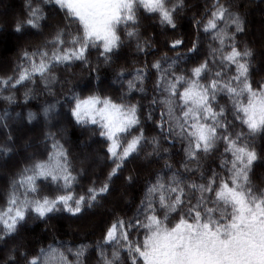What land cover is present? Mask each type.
I'll return each mask as SVG.
<instances>
[{
	"label": "snow or ice",
	"instance_id": "obj_1",
	"mask_svg": "<svg viewBox=\"0 0 264 264\" xmlns=\"http://www.w3.org/2000/svg\"><path fill=\"white\" fill-rule=\"evenodd\" d=\"M187 7V0H23L11 25L18 54L11 73L0 75V93H8L0 99L17 104L15 90L31 84L25 105L38 95L51 102L15 117L20 131L43 119L45 148L11 171L0 205V264H89L92 253L96 264H264V180H253L264 169V76H255L264 72V51L238 38L249 20L237 0L206 3L191 18L192 37L179 30ZM51 15L59 16L55 24ZM129 56L144 60L129 64ZM77 64L88 71L80 91L70 79ZM101 67L118 95L101 88ZM58 106L81 135L102 138V155L84 154L78 166L63 129L51 131ZM10 118L5 108L4 168L17 155ZM149 124L156 134L148 135ZM96 163L102 172L82 184ZM130 188L140 192L131 216L119 207ZM101 207L94 243L54 238L30 250L17 239L30 221L54 232L53 219Z\"/></svg>",
	"mask_w": 264,
	"mask_h": 264
},
{
	"label": "trees",
	"instance_id": "obj_2",
	"mask_svg": "<svg viewBox=\"0 0 264 264\" xmlns=\"http://www.w3.org/2000/svg\"><path fill=\"white\" fill-rule=\"evenodd\" d=\"M18 1V2H17ZM206 3H211V0H187L188 7L181 13V16L184 17L181 21V27L180 31L189 33L190 37L194 36L195 33L191 31V18L193 14H195L199 18V14L203 11ZM237 3L240 4V10L248 12V20H249V26H248V32L246 35L242 37H238L239 39L247 41L258 53V55L261 53L260 48H264V0H237ZM23 4V0H10L8 7H6L5 12L1 15L0 20V32H3L2 29L7 26L8 31L1 33L0 35H3V40L0 41V75L4 74H10L11 70L15 63V58L18 54L17 49V43L18 38L16 35L12 33V21L15 16H17L21 11V6ZM245 6L247 8L245 9ZM59 19L58 15H51L49 17V22L51 24H55L56 21ZM147 23V22H146ZM5 29V28H4ZM153 31L151 27L148 29V33L150 34ZM155 31L159 32L160 29L157 28ZM40 37H32L31 40L33 43H36L40 40ZM210 43V38L204 37L203 38V44L205 49L207 48L208 44ZM161 51H167V49L161 47ZM160 53H156L155 55L158 56ZM171 55V53H169ZM96 55L97 53L93 51L90 55V59H92L93 63H96ZM153 57H149L151 60ZM129 64L132 60H139L143 61L144 57H136V56H129L128 57ZM123 62V61H121ZM131 66H137V65H131ZM72 72L74 73L73 76L70 77L72 80V83L79 84L80 86L77 87L75 90L80 91V89L84 86V83H87L88 81V71L87 69H82L80 65H76ZM255 76L259 78L260 76H264V72L256 73ZM154 79V76H153ZM110 80H111V74L109 71H107L104 67H101V81L100 86L101 88L105 89L109 94L112 95H118V88L110 86ZM93 83H96L95 79L92 80ZM151 81L148 82L149 90H151ZM25 87L31 88L32 85L28 84ZM25 87H19L17 90H15V96L18 100L17 104L9 105L7 102L0 99V114L3 113L4 109L7 108L11 114V117L8 120L9 125L12 128L14 138L16 140V151H17V157L10 162L9 166L7 168L0 167V171H3L4 169V176L1 179L0 178V205L4 202V197L7 192L8 188V182L10 179L11 171L15 166V161L23 159L27 154L25 150H22L20 148V141H23L26 139V136L33 142V145L36 143H39L38 145H35L32 147L29 154L37 151L38 154L40 152H43L45 148L44 144V137L42 135L43 131L45 130L44 121L41 118L38 122H34L32 126L25 127L22 131L18 134V129L15 125V117L17 113H26L29 109L32 111H38V106L42 105L45 102H51L50 98H47L44 95H38L36 99L31 100L27 105L23 103V93L25 91ZM59 86H57V91H59ZM64 91H67V87L64 88ZM8 95V93H0V96ZM63 95V93H61ZM59 98V97H58ZM137 97H133V99H136ZM221 103H225V100H221ZM60 111V116L57 117L55 120H53L51 131L57 132L60 129H63V139L61 140L62 143H65V147L71 148L73 155H75L77 159V164L79 166L78 161L82 159V156L80 155V141L84 140L86 143L89 140L88 133L85 132L83 135H81V130L77 127H74L73 122L71 121V118L67 112L66 106H58ZM18 120V119H16ZM26 123V122H25ZM20 124V123H19ZM148 135H154L156 134L155 129L151 127L149 124L148 126ZM6 138V131L4 129H0V143H3V141ZM58 139L60 136L57 137ZM102 138H99L98 136L93 137L90 141L91 144V150H88L89 152H94L96 155L101 154V149L103 148V144L100 142ZM51 141H48V144L50 145ZM167 147L168 145H164ZM177 148H179V145H177ZM46 154V153H45ZM178 159V157H177ZM218 163V161H217ZM97 165H100L99 163H96ZM85 167L88 165L85 164ZM96 166V165H95ZM215 166V165H213ZM152 167H159V165H153ZM97 170V171H95ZM103 170L102 166L100 165L97 169L89 168L88 174L82 179L81 183L84 185H87L90 181V179L95 178L92 176V173H101ZM127 173H125L126 175ZM100 179H103V176L100 175ZM255 183H261L262 180H264V169L258 168L256 170V175L253 178ZM117 186L121 184V181H116ZM127 198L125 200L128 201H121L119 203V207L124 209L129 216L133 215L135 210V205L139 203V197L140 192L137 188H130L127 189ZM116 194L114 193L113 196L108 198V201H111L115 198ZM108 201L105 202L106 205L110 206L108 204ZM105 215V208H95L92 210H89L85 212L83 217H80L79 219H69L67 217L61 218L59 220L53 219L50 221L52 224H56L57 229L49 232H44L42 229L44 228V224L42 223H33L29 222V225L26 226L25 229L21 231L20 237L23 240V243L30 249L34 250L35 248L39 247L40 244L47 245L49 243H52L54 238L60 239L64 241H70L73 242V246L76 243H94L97 239L100 238L101 235V227L103 223V218ZM89 228V231H86V229ZM137 234L135 232L132 233V236L135 237ZM142 236V233H141ZM2 255V254H0ZM71 259V257H69ZM89 264H96V257L95 253H92L89 256Z\"/></svg>",
	"mask_w": 264,
	"mask_h": 264
},
{
	"label": "rangeland",
	"instance_id": "obj_3",
	"mask_svg": "<svg viewBox=\"0 0 264 264\" xmlns=\"http://www.w3.org/2000/svg\"><path fill=\"white\" fill-rule=\"evenodd\" d=\"M9 1L10 0H0V20H1V15L3 14V12H5V10H6V7H8V5H9ZM18 2V1H17ZM5 28V29H4ZM3 29H2V31L3 32H0V34L1 33H4V32H6V31H8V28H7V26L6 27H4ZM1 31V30H0ZM261 51H264V48H260V52ZM1 71V70H0ZM14 122H15V125H16V128L18 129V125H19V123H20V121L19 120H14ZM18 132V134H19V130L17 131ZM31 136V135H30ZM30 136H28V138H27V136H26V139H24L23 141H20V148L22 149V150H25L27 153L26 154H29L28 152H30V150L32 149V147L31 148H27V149H25L24 148V144H25V142L26 141H31L30 139H29V137ZM32 144H33V142H32ZM38 144H40V142L39 143H36L35 145H38ZM35 145H33V146H35ZM89 148H91V144H90V141L88 140V142L86 143V145L85 146H81L80 145V155L82 156V159L84 158V154H88V156L89 157H94L96 154L94 153V152H89L88 150H91V149H89ZM17 157V155H15V157L14 158H16ZM14 158H13V160H14ZM96 165V166H95ZM100 165H97V164H94L91 168H92V170L93 169H97L98 167H99ZM95 171H97V170H95ZM3 176H4V169H3V171H0V178L2 179L3 178ZM128 194V193H127ZM125 201H128V200H125ZM89 228H87L86 229V231H89L88 230ZM17 239H22V238H17ZM23 241V240H22Z\"/></svg>",
	"mask_w": 264,
	"mask_h": 264
}]
</instances>
